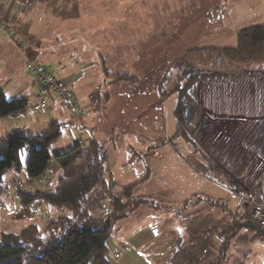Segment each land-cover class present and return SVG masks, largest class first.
I'll return each instance as SVG.
<instances>
[{
  "label": "trees",
  "instance_id": "16d2710c",
  "mask_svg": "<svg viewBox=\"0 0 264 264\" xmlns=\"http://www.w3.org/2000/svg\"><path fill=\"white\" fill-rule=\"evenodd\" d=\"M235 34L236 44L231 47L188 49L171 61L157 87L162 99L176 94L173 109L175 129L168 140L171 143L180 140L191 147L205 160V174L225 183L241 172L245 174L249 154L264 160V115L253 118L249 128L236 137L240 147L244 148V154L233 155L220 149L201 148L197 124L204 112L200 101V83L233 80L244 76L245 70L250 73L253 69L264 72V23L245 27ZM111 77L114 80L133 78L123 73ZM27 105L26 98H7L0 90V117L22 112ZM238 119L235 118L236 121ZM64 125L65 122L52 120L44 133L32 134L19 129L8 132L0 139V181L6 169L20 170L24 149L30 151L24 168L28 179L43 175L51 159L56 161L61 172L54 189L28 191L22 188L16 191L21 206L46 203L56 208L59 215L47 218L43 228L30 223L18 232H0V264H111L107 260L105 241L110 235L112 223L142 205L152 208L158 205L152 198L133 196L135 182L116 189L115 182L109 179V186L103 166L106 162L105 150L95 139L84 149L76 144L53 155L52 142L59 138ZM262 176L261 172L248 187L235 181L231 185L238 186V193L264 205ZM198 203L222 212L227 219L219 224L213 219V214L207 212L200 219L185 223L168 264H231L227 262L231 246L237 259L233 264H242V259L251 252L250 241L258 240L264 246V227L243 213L232 210L225 199L196 196L171 208L178 214ZM106 207H111V211L96 217L95 213ZM217 241H220L218 246Z\"/></svg>",
  "mask_w": 264,
  "mask_h": 264
},
{
  "label": "crops",
  "instance_id": "0c3cea01",
  "mask_svg": "<svg viewBox=\"0 0 264 264\" xmlns=\"http://www.w3.org/2000/svg\"><path fill=\"white\" fill-rule=\"evenodd\" d=\"M129 5L132 4H127V2L123 0H0V18L4 20L9 27L8 36L0 34V90L4 92L7 98H26V96L30 94L32 95V99L26 101L28 105L32 103L36 99L38 92L37 85L34 80H32L33 78L26 73L25 69L22 75L18 73V70L20 68L23 69L24 62L28 58L40 62L46 65V67H48L59 79L68 82L76 95L79 105L83 109L82 121L94 130L93 137L95 141H98L105 147L106 142L108 140L111 141L118 134L121 135L120 137H124L126 134L118 131V127L122 124H129L133 132L131 135L132 143L130 142L131 144L128 146L133 147L135 145L140 148V146L143 145L144 138L139 129L144 130L146 127L151 129L152 132H154V130L159 133L163 132L161 128L166 125L169 119V100H173L171 113L175 124L173 109L176 101V94H172L164 99L160 97L159 88L157 87L159 86L161 78L166 73V69L156 73V69L158 68L156 63H158V60L163 62L162 65L164 67H167L171 61L175 60L190 48L217 45H209L207 42L202 43L203 41H200V37L199 39L194 37V40H191L190 36H187V33H182L183 35H178L177 42L175 41L177 37L169 39L167 52H169L170 55L168 56L171 57V59L168 58L165 61L166 57L161 58L160 56L152 55L151 62L144 65L141 61L143 57L142 49L144 50L142 47L143 42H141L142 37L139 35L135 36L137 39L131 41L130 44L129 40H131V37L129 38L127 35H125L124 38L112 36L111 32H106V29L110 30L111 26H107L105 21L98 20L94 14L113 12L128 13L137 11V6L130 8ZM242 5H245L248 12L242 11L237 15L236 11L238 7L234 9L232 11L233 14L230 17H226V29L229 30V22L234 23L236 21H242L256 15L257 10L255 7L257 5H247L245 3ZM134 8H136V10H133ZM49 13H90L92 17H89V20L86 21V18L76 20V22H74L75 25L71 28H76L78 31H74L72 35L66 36L65 38L63 37L64 32L54 30L56 26L52 25L50 22H46L48 19H44L45 17L40 18L38 24L35 26V19L38 15L33 17V14H43L45 16ZM238 16L242 17L239 18ZM107 23L111 22L108 21ZM154 24L158 28V23L156 22ZM188 26L189 25L185 24L184 28H188ZM225 28L219 33H224ZM101 29L103 31H101ZM129 34L131 35L132 33ZM133 35H135V32H133ZM222 35L223 34L219 37L215 35V39L222 37ZM150 40L153 43H158L159 37H152ZM180 40L183 43L189 42L190 46L186 48H177L175 44L181 43ZM194 41L196 42L193 45L192 43ZM197 41H200L199 44ZM117 46H121L117 49L121 54L129 52L127 48L130 46L132 47L131 49H136V47L139 46L140 50L138 51V49H136V53L130 51L129 53H133L131 62L123 67L124 69L119 67L120 70L113 71L115 67L111 60V53L116 50ZM152 49L153 48H151V50ZM155 57L157 58L155 59ZM162 59H164V61H162ZM143 65L146 67H140ZM128 68H130V71H128ZM150 71L153 72L152 75H150ZM118 73L127 74L133 78L114 80L111 76ZM145 78H149L146 80H152V82L155 83L154 88H151L149 93H147V90L144 88V84L147 82H145ZM114 84L117 86H113ZM106 85L112 87L113 90L106 93V90L103 88L104 86L106 87ZM3 87L8 89H3ZM17 93L19 94L18 96H16ZM167 101L168 103L166 104ZM152 106L154 109L149 111L148 109ZM29 109L30 108L27 106L25 110L29 111ZM239 109L241 108L238 107L236 110L239 111ZM246 109L248 108L246 107L245 110H243V114L252 115V113L249 112L250 110L246 111ZM44 110L45 113L42 118L44 119L43 121H45L44 125L47 129L52 120L65 122L62 131L64 129L68 131V125L73 123L77 124L57 96H52L48 107ZM20 113L21 112L5 116L11 119H18L17 124H14L15 127L7 126L2 119L3 117H0V139L8 132L14 130L19 131V129H25L29 133H32L31 130L25 127V123L19 122L21 119L18 118ZM174 124L173 131L164 138L173 147H177L184 143L180 140H176L174 144L168 140L174 132ZM79 129L81 131V128ZM111 130H117L118 133H114V131ZM81 133L83 132L81 131ZM83 134L84 135L81 134V136L78 134L71 135L70 131L67 132L66 137L68 141L62 140L60 149H54V153L58 154L71 148V146H75L78 144L77 141L90 142L92 140L91 136L86 133ZM116 148V145H113V152L107 153L105 165L107 167V170H105L108 174L107 177L115 182L117 185L116 189L135 182L132 191L133 196L151 198L147 195L135 194L136 186L140 182H143V180H139L140 177L132 180L123 178L122 165L125 164L124 157H119L117 155ZM130 157L131 156H129V158ZM129 158L127 161L131 163V159ZM200 159L203 161L197 165L198 169H200L198 173L195 168H193L190 159L191 166L187 163L188 172H174L173 176L170 175L167 180L169 183V198H172L170 199L169 205L174 207L179 206L185 200L196 196L225 199L227 203H230L229 199L233 200H231V202L237 201L239 199L238 196L229 190V187L224 181H216L205 174L207 164L202 157ZM58 167L54 159L49 161L48 167H46L47 169L43 174L44 177H42L44 180L42 190H45L44 187L48 188L53 185L54 178L57 176L58 171H60ZM150 171V168H147V175L152 173ZM15 194L16 192L11 190V188L5 189L0 187L1 199L3 197L9 198L11 203L16 207V202L13 199V197H16L17 206H21L19 198ZM240 202L241 200H239V203ZM42 204V209L39 211L42 217L53 218L56 216L55 212L50 208L51 206H48V204L46 205V203ZM36 205H39V203L33 205L35 208L37 207L36 209L38 210V206ZM2 207L3 206L0 205V214L9 215L10 212ZM154 213V208L149 205H142L126 215V217L123 216V218L117 219L112 223L110 235L105 241L108 250L107 260L111 264H166L168 262V258L173 252L175 242L182 230L179 226H174V222H172L173 224L171 223L167 227L163 226L160 232H155L152 225L158 223L160 217H154ZM230 252L231 256L227 259V262L233 264L237 259L233 256L234 249L232 246Z\"/></svg>",
  "mask_w": 264,
  "mask_h": 264
},
{
  "label": "rangeland",
  "instance_id": "374dc122",
  "mask_svg": "<svg viewBox=\"0 0 264 264\" xmlns=\"http://www.w3.org/2000/svg\"><path fill=\"white\" fill-rule=\"evenodd\" d=\"M127 2L130 8L137 6V11L131 12H113V13H94L95 17L100 21H105L107 26H111V29H106V32H111L112 36H117V38H124L125 35L131 37L129 43L131 41L136 40L135 36L139 35L141 38V42H143L142 53L143 57L141 61L144 65L151 62L152 55L166 57L165 61L171 57L168 55V45L169 39L172 37L181 36L183 33H187V36H190V39L194 40L199 39L202 43H209V45H217V46H234L236 44L235 34L238 30L248 27L250 25H257L264 22V0H123ZM243 3L250 5H257L255 8L257 10L256 15L251 16L250 18H246L242 21H232L234 23L229 22V30L225 28L227 25L226 17H230L233 13L232 11L237 7V15L240 12H248L245 5ZM154 7V8H152ZM134 8L133 10H136ZM38 15V16H37ZM236 15V13H235ZM37 16L35 19V26L38 24L40 18L45 17L46 22H50L54 27V30L63 31L64 36H70L74 31H78L76 28H71L75 25L74 22L76 20H80V18H86L89 20V17H92V14H79V13H49L45 16L43 14H33V17ZM236 17V16H235ZM239 18L242 16H238ZM43 20V19H42ZM59 21V22H58ZM110 21L111 23H107ZM57 22V23H56ZM158 23V28L154 23ZM109 24V25H108ZM189 25L188 28H184V25ZM63 27V28H61ZM224 33H219L223 31ZM228 30V31H227ZM47 31V30H46ZM101 31H103L101 29ZM135 32V35H133ZM128 33V34H126ZM129 33H132L131 35ZM182 34V35H183ZM222 37L216 38L221 35ZM229 34V36H228ZM179 35V36H178ZM212 36V37H211ZM159 37L158 43L151 42L150 38ZM228 37V39H227ZM134 38V39H132ZM224 38V39H223ZM226 39V40H225ZM118 41V40H117ZM200 41H197L199 44ZM181 42V40H180ZM196 41L192 44L194 45ZM189 43V42H188ZM179 43L174 44L177 48L183 47L186 48L190 46V43ZM129 45V44H128ZM192 45V46H193ZM121 46H117L116 50ZM134 47V46H133ZM132 47H128L127 49L134 53H136V49H139V46L136 49H131ZM151 48H153L151 50ZM114 50L111 54V60L113 62L114 70H120L119 67H125L132 60L133 53H120L119 50ZM171 50V49H170ZM152 51V53H151ZM167 52V53H166ZM129 53V54H128ZM167 54V55H166ZM157 57H155L156 59ZM162 59V61H164ZM163 62L158 60L156 66V73L162 71L163 69L167 70V67L162 65ZM140 66L145 68L146 66ZM166 66V65H165ZM264 67V64H262ZM124 69V68H123ZM130 68H128V71ZM20 75L24 74V68H20L18 70ZM152 71H150V75H152ZM155 74V73H154ZM118 75V74H117ZM116 77V76H114ZM145 78V82L147 81ZM157 79V78H155ZM154 79V80H155ZM144 82V81H143ZM154 82L152 80H148L144 84V88L147 90V93L154 88ZM102 85V84H101ZM122 85V83H121ZM129 85V84H125ZM113 86H117L114 84ZM133 86V85H129ZM135 86V85H134ZM199 91L201 92V104L203 108V113L201 114L198 120V129L200 132L201 139V148L206 150L208 147L210 150H218L227 151L232 153L233 155H242L244 154V148H241V143L237 136L238 134H243L252 123L251 121L256 118H260L264 114V72L259 71L258 69H253V72L245 70V75L235 78L233 80H229L226 82H202L200 83ZM1 88V87H0ZM107 92L113 90L112 87L106 85L103 87ZM3 89H8L3 87ZM2 89V90H3ZM8 93V92H7ZM146 93V94H147ZM19 94L17 93L16 96ZM151 95V94H150ZM32 95H27L26 100L29 101L32 99ZM149 96V95H148ZM150 97V96H149ZM170 104V113L169 119L167 120L166 125L162 126L161 133L152 132L151 129L145 127L144 130H140L143 140V145L139 147L133 146L129 147L131 144V135L133 130H131V125L122 124L118 127V131L121 133H125L124 137H120L121 135L115 136L111 141L106 142V146L103 148L105 150V157H107V153L113 152V145H116V153L119 157L123 156L125 164L122 165L123 168V178L126 180L137 179L138 177H144L136 186L135 194H143L153 198L156 202V208H154V214L159 216L158 223H154L152 225L154 227L155 232H160L164 227L169 226L172 222H174V226H179L181 230H183L184 224L190 222L195 219H200L207 212H211L213 214V219L219 224H223L226 221V216L213 208L207 207L204 203H198L197 206H191L187 210H181L180 213L176 214L175 210L171 208L169 205V183L167 182L170 175L173 176L174 172L183 173L188 172L187 163L191 166V162L193 168L197 171V165L203 160L200 159V154L195 153L192 148L187 145H180L177 147H173L170 143L165 139L172 131H173V116L171 113L173 100H169ZM237 102V103H235ZM239 102V103H238ZM168 101L166 102V104ZM238 105V106H236ZM223 106V107H221ZM240 107L239 111L236 109ZM250 110L249 112L252 115L243 114V110L245 108ZM251 108V109H250ZM154 109L152 106L148 110L151 111ZM45 110L31 112V109L25 110L20 113L18 118H21L19 122L25 123V127L31 130L32 133H43L47 129L45 127L43 121V114ZM144 116V115H143ZM238 117V121L235 118ZM7 126L13 127L14 124H17V118L11 119L9 117L2 118ZM250 120V122H249ZM77 124L68 125L66 131L65 129L62 131L60 137L52 144L51 153L54 155V149H60L62 144V140H67V132L70 131L71 135H84L81 133L80 123L75 120ZM169 121V124H168ZM47 122V121H46ZM239 127L236 128V126ZM86 124V123H85ZM88 126V125H87ZM15 127V126H14ZM8 129H16V128H8ZM110 131V130H109ZM114 133H118L117 130H111ZM92 132V137H93ZM109 136V135H108ZM66 137V139H65ZM165 137V138H164ZM157 138V139H156ZM94 139V137H93ZM68 141V140H67ZM131 142V143H130ZM71 145V144H69ZM241 146V147H240ZM73 147V146H71ZM84 149V147H81ZM177 151H175V150ZM56 152V151H55ZM29 149L23 150L22 157V166L19 171L14 170L13 168L6 169L3 173L0 187L9 189L13 191H17L14 187V182H21L23 184V190H36L37 188L42 189L43 183L39 182H28V178L25 175V165L29 159ZM129 156H131L129 158ZM27 157V158H26ZM128 158L131 159V163H128ZM182 158V159H181ZM116 159V158H115ZM191 159V162H190ZM186 162H184V161ZM104 166V169L107 170V167ZM147 168H150V172L145 178ZM184 172V173H185ZM262 172V179L264 181V160L260 157L249 154L246 161L245 174L241 172L237 177H234L229 182L226 181L228 187L231 186V182H240L244 184L245 187L250 185V182ZM172 173V174H171ZM61 172L58 171L57 176H55L53 185L45 189H54L57 186V179L59 178ZM151 174V175H150ZM155 174V176H154ZM108 174L105 171V178L109 181ZM158 176V178H157ZM139 178V179H140ZM111 179V178H110ZM108 185V184H107ZM111 185L109 181V186ZM264 185V184H263ZM163 187V188H162ZM35 188V189H34ZM162 188V189H161ZM264 188V187H263ZM39 189V190H40ZM101 192L104 189H99ZM105 192V191H104ZM236 198V197H235ZM16 202V207L11 203L9 198H0V202L4 209H7L10 213L9 215H1L0 214V232H18L22 227L35 223L39 228H43L46 224L47 218L42 217L39 211L42 209V203H39L38 210L33 212L34 207L28 206H17V198L13 197ZM229 199V198H228ZM232 199H229L228 203L229 207L232 209H237L238 213H243V215L247 216L251 219L249 214V206L248 204L239 203L238 199L235 202H231ZM233 201V200H232ZM37 208V207H36ZM55 215H59V211L56 208L50 207ZM111 207H106V209H100L95 214L96 217L103 216V214L110 212ZM19 210V211H18ZM54 216V217H56ZM53 217V218H54ZM173 224V223H172ZM117 231V229L115 228ZM177 242V241H176ZM175 242V245H176ZM251 243V252L242 259V264H264V246L258 240L250 241ZM220 244V241H217V246ZM216 246V247H217ZM175 248V246H174ZM172 254V253H171ZM171 256V255H170ZM239 256V255H238ZM240 258V257H239ZM170 257L168 258L169 261ZM168 264V262L166 263ZM240 264V263H239Z\"/></svg>",
  "mask_w": 264,
  "mask_h": 264
},
{
  "label": "built area",
  "instance_id": "2783aa9c",
  "mask_svg": "<svg viewBox=\"0 0 264 264\" xmlns=\"http://www.w3.org/2000/svg\"><path fill=\"white\" fill-rule=\"evenodd\" d=\"M0 34L5 36L9 35V27L1 18ZM23 68L25 69L26 73L33 78L32 80H34L38 88L36 99L27 105L31 111L37 112L46 109L52 96H57L61 100L64 107L71 114L70 116L80 122L81 131L91 136V139L93 140L92 132H94V130L82 121L83 109L79 105L76 95L72 91L68 82L59 79L48 67H46V65L29 58L25 60ZM77 142L81 147H86L89 143L85 141ZM42 177L44 176L41 175L34 179H28V182L32 183L33 181H36L39 183H44ZM14 187L16 189H22L23 184L21 182H14ZM37 189L39 190L40 188ZM229 190L232 193H235L242 203L248 204L251 219L260 226L264 227V205L258 200L250 199L246 194L238 193V186L236 185H231ZM32 210L35 212V207ZM109 211L111 210L109 209Z\"/></svg>",
  "mask_w": 264,
  "mask_h": 264
}]
</instances>
